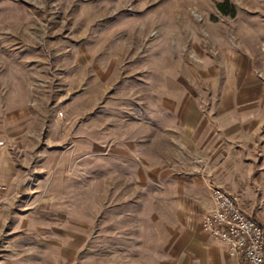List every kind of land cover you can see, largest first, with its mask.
I'll return each instance as SVG.
<instances>
[{"label": "rangeland", "instance_id": "obj_1", "mask_svg": "<svg viewBox=\"0 0 264 264\" xmlns=\"http://www.w3.org/2000/svg\"><path fill=\"white\" fill-rule=\"evenodd\" d=\"M222 1L0 0V117L29 103L80 124L1 211L0 264H201L208 211L177 189L199 176V111L231 99L229 144L264 162V0Z\"/></svg>", "mask_w": 264, "mask_h": 264}, {"label": "crops", "instance_id": "obj_2", "mask_svg": "<svg viewBox=\"0 0 264 264\" xmlns=\"http://www.w3.org/2000/svg\"><path fill=\"white\" fill-rule=\"evenodd\" d=\"M80 82L84 84L85 81L81 79ZM258 86L255 88L251 86V88L259 93ZM28 88L32 89L31 86ZM80 89H85V86L80 87ZM80 89L66 104L80 103L79 99L84 94ZM230 100L222 103L223 107L226 108L225 113L199 111L198 128L188 130V132L193 133L191 142L195 144L197 154L201 155L203 159L197 167L200 171L199 176L187 182L186 187L183 183H179L177 189L181 199L190 203L195 201L194 207L198 217L214 208L215 204L210 186L215 184L235 194L246 213L264 222L262 212L255 210V201L258 197L260 198V191H263L260 181L263 176L261 171L264 169V162H258L246 155V153L251 152L252 145H249L248 149L246 148L248 151L246 152L245 147L241 148L229 144L231 141L233 142L235 135L241 133L240 120L237 119L236 115L231 114L230 107H226ZM195 104L199 103L196 101ZM29 105L27 103L26 108H20L19 118L13 117L11 109L6 107L4 108L6 111L4 116L0 117V184L7 186L4 193L5 202L0 206V213L4 211V207L13 198L23 191V187L29 178L37 175L38 167L37 165L31 166L30 161L35 162L34 160L40 159L41 153L46 151L52 155L58 153L62 149L57 138H74L80 131V124L77 126L75 117L65 119V115L58 117L55 113L42 115L39 114V110L36 111L32 107H28ZM177 116L179 115L177 114ZM187 126L192 127L191 125ZM171 127L173 126L169 125L164 128V136L169 139H172ZM167 128L170 132L166 130ZM43 134L47 136V149L39 147L41 144L39 140ZM132 135H138V132ZM230 139L231 141H229ZM131 146L133 150L139 149L134 143ZM67 148L75 151V141L69 144ZM147 167L150 169L149 163ZM166 175L164 174V179L167 177ZM259 189L261 190L259 191ZM200 233L203 238L201 241L202 253L199 257L201 264H239L237 258L230 256L224 243L214 240L203 229Z\"/></svg>", "mask_w": 264, "mask_h": 264}, {"label": "built area", "instance_id": "obj_3", "mask_svg": "<svg viewBox=\"0 0 264 264\" xmlns=\"http://www.w3.org/2000/svg\"><path fill=\"white\" fill-rule=\"evenodd\" d=\"M6 190L0 184V206ZM210 190L215 206L202 218L203 231L224 243L239 264H264V222L246 213L232 192L215 184Z\"/></svg>", "mask_w": 264, "mask_h": 264}, {"label": "trees", "instance_id": "obj_4", "mask_svg": "<svg viewBox=\"0 0 264 264\" xmlns=\"http://www.w3.org/2000/svg\"><path fill=\"white\" fill-rule=\"evenodd\" d=\"M217 8L223 14L234 16L236 13V7L229 0H224L217 3Z\"/></svg>", "mask_w": 264, "mask_h": 264}]
</instances>
